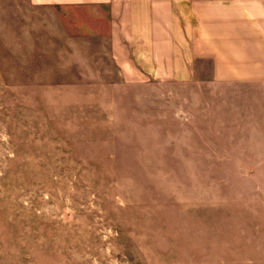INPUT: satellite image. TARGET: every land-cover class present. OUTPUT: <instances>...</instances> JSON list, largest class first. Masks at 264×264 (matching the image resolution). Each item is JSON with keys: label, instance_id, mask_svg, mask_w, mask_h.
Segmentation results:
<instances>
[{"label": "rangeland", "instance_id": "obj_1", "mask_svg": "<svg viewBox=\"0 0 264 264\" xmlns=\"http://www.w3.org/2000/svg\"><path fill=\"white\" fill-rule=\"evenodd\" d=\"M83 14L0 10V264H264V89L125 80Z\"/></svg>", "mask_w": 264, "mask_h": 264}, {"label": "crops", "instance_id": "obj_2", "mask_svg": "<svg viewBox=\"0 0 264 264\" xmlns=\"http://www.w3.org/2000/svg\"><path fill=\"white\" fill-rule=\"evenodd\" d=\"M0 10L10 20L83 11L125 80L207 91L203 107L264 89V0H0Z\"/></svg>", "mask_w": 264, "mask_h": 264}]
</instances>
